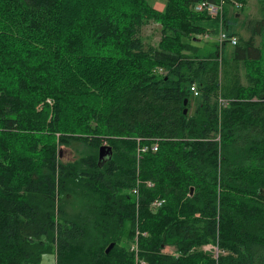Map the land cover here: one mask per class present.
I'll list each match as a JSON object with an SVG mask.
<instances>
[{"label":"trees","instance_id":"1","mask_svg":"<svg viewBox=\"0 0 264 264\" xmlns=\"http://www.w3.org/2000/svg\"><path fill=\"white\" fill-rule=\"evenodd\" d=\"M199 1L0 0V264H264V19L201 54Z\"/></svg>","mask_w":264,"mask_h":264},{"label":"rangeland","instance_id":"2","mask_svg":"<svg viewBox=\"0 0 264 264\" xmlns=\"http://www.w3.org/2000/svg\"><path fill=\"white\" fill-rule=\"evenodd\" d=\"M156 9H163L164 0H147ZM225 21L227 27L226 31L229 33L233 32L238 38V42L247 39L252 31L255 29V23L258 20L264 19V0H247L246 6L243 8H235L231 3L224 5ZM140 35L146 45H155L160 39V26L157 23L150 22L142 27ZM197 45L200 47L199 51L201 54L211 53L214 54L216 45L219 43L216 36H207L205 33L197 35ZM257 38V43L259 42ZM222 45V44H219ZM234 46L225 44L221 49L224 57L231 55ZM243 81L244 71H241ZM199 96H191L190 114L193 113L196 102ZM77 150L82 149V145H77ZM205 249L214 251L211 246H205ZM170 250V247L166 248ZM216 251V250H215ZM41 264H54V258L52 255H45L42 259Z\"/></svg>","mask_w":264,"mask_h":264},{"label":"built area","instance_id":"3","mask_svg":"<svg viewBox=\"0 0 264 264\" xmlns=\"http://www.w3.org/2000/svg\"><path fill=\"white\" fill-rule=\"evenodd\" d=\"M224 5H225V0H217V1L201 0L194 5V9L196 11L205 12L213 18H217V20H218L217 40H218L219 44H230V45L234 46L237 44L238 38L236 35L229 34L225 29L224 22H223ZM233 6L235 8H239L241 6V4L234 1ZM190 91L193 93L194 96L198 95V89H197V86L195 83H192L190 85ZM217 103H218L219 108L224 107L227 103V100L224 99L219 94L217 97ZM217 139H219V135L217 136ZM104 144L105 143H103V145ZM150 148L153 151L157 150V148H158L157 140H154V142L150 145ZM146 150H147V146L139 147L138 148V158L140 157V153L144 152ZM146 184L148 186L152 185V183L149 181L146 182ZM138 189H139V187H138V181H137V184L130 189V193L137 197ZM163 203H164L163 198H156L151 202V207L153 209H156V208L160 207ZM164 251L168 252V253H173V250H171V249L167 250L165 248ZM137 263L138 264H145L142 261H137Z\"/></svg>","mask_w":264,"mask_h":264},{"label":"water","instance_id":"4","mask_svg":"<svg viewBox=\"0 0 264 264\" xmlns=\"http://www.w3.org/2000/svg\"><path fill=\"white\" fill-rule=\"evenodd\" d=\"M186 103H187V99H184L183 101V112L186 113L187 112V107H186ZM112 156V149L110 146L107 145H101L98 149V163L104 162L106 159H109ZM191 192H192V188H191ZM114 246V243H110L106 248H105V253L107 254L112 247Z\"/></svg>","mask_w":264,"mask_h":264}]
</instances>
